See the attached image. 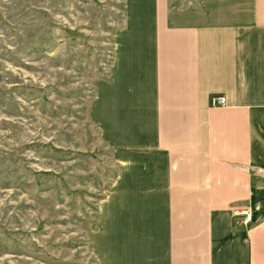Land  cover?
Listing matches in <instances>:
<instances>
[{
  "label": "crops",
  "instance_id": "obj_1",
  "mask_svg": "<svg viewBox=\"0 0 264 264\" xmlns=\"http://www.w3.org/2000/svg\"><path fill=\"white\" fill-rule=\"evenodd\" d=\"M92 110L96 264H264V0H125Z\"/></svg>",
  "mask_w": 264,
  "mask_h": 264
},
{
  "label": "rangeland",
  "instance_id": "obj_2",
  "mask_svg": "<svg viewBox=\"0 0 264 264\" xmlns=\"http://www.w3.org/2000/svg\"><path fill=\"white\" fill-rule=\"evenodd\" d=\"M125 0H0V264H96L119 170L93 118Z\"/></svg>",
  "mask_w": 264,
  "mask_h": 264
},
{
  "label": "built area",
  "instance_id": "obj_3",
  "mask_svg": "<svg viewBox=\"0 0 264 264\" xmlns=\"http://www.w3.org/2000/svg\"><path fill=\"white\" fill-rule=\"evenodd\" d=\"M225 103L226 97L222 94H216L210 98V104L212 106L223 105ZM235 216L244 224H247L251 218V210L249 208L236 209Z\"/></svg>",
  "mask_w": 264,
  "mask_h": 264
}]
</instances>
